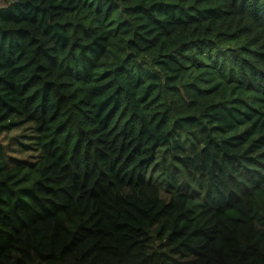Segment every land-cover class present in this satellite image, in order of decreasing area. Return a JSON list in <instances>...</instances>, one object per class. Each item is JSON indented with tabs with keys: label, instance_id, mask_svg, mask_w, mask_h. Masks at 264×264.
Wrapping results in <instances>:
<instances>
[{
	"label": "trees",
	"instance_id": "obj_1",
	"mask_svg": "<svg viewBox=\"0 0 264 264\" xmlns=\"http://www.w3.org/2000/svg\"><path fill=\"white\" fill-rule=\"evenodd\" d=\"M0 264H264V0H0Z\"/></svg>",
	"mask_w": 264,
	"mask_h": 264
}]
</instances>
